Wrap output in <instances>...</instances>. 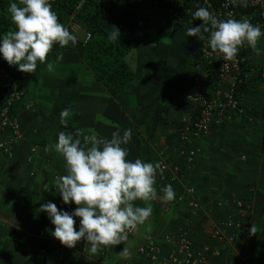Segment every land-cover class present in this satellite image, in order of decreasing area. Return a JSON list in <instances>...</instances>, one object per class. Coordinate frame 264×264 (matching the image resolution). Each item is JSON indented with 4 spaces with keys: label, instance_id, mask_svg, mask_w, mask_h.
<instances>
[{
    "label": "crops",
    "instance_id": "crops-1",
    "mask_svg": "<svg viewBox=\"0 0 264 264\" xmlns=\"http://www.w3.org/2000/svg\"><path fill=\"white\" fill-rule=\"evenodd\" d=\"M122 1L90 44L80 33L75 45H55L48 56L53 69L38 62L35 73L23 80L25 95L12 107L22 138L11 155L0 151V264H156L137 247L153 240L167 254L175 242L166 237L182 233L207 264H264V36L257 45L259 55L246 47L247 84L239 91L245 113L212 125L195 143L199 152L192 165L177 152H166L170 165L184 176H156L157 199L150 201L153 212L145 225L97 254H88L83 241L68 248L51 236L54 226L39 208L47 202L58 207L62 201L52 187L65 174L64 161L54 150L45 151L61 131L82 129L110 139L118 129L121 135L131 129L124 145L127 158L154 164L164 145L173 149L179 144L188 112L182 96L190 78L199 74L193 67L199 35L187 36L189 27L152 0ZM113 26L120 32L115 42L108 39ZM28 102L32 110L26 109ZM66 108L72 111L67 127L60 124ZM31 148L35 154L28 162ZM169 184L175 198L164 202L161 190ZM190 199L198 201L195 211L187 205ZM253 224L257 233L250 235ZM123 249L127 257L121 255Z\"/></svg>",
    "mask_w": 264,
    "mask_h": 264
},
{
    "label": "clouds",
    "instance_id": "clouds-1",
    "mask_svg": "<svg viewBox=\"0 0 264 264\" xmlns=\"http://www.w3.org/2000/svg\"><path fill=\"white\" fill-rule=\"evenodd\" d=\"M239 3L246 6V0H239ZM8 13L14 29L0 37V54L9 66H16L22 73H35L38 62L46 63L51 71L53 63L48 62V56L54 46L64 48L77 42L76 36L59 22L50 0H18L10 3ZM193 20L202 23L188 28L187 36L208 33L204 50L210 49L208 54L222 56L225 67L227 62L236 59L241 48L248 47L260 54L257 45L264 31L246 17L219 19L208 7H198ZM113 29L108 39L115 42L120 40V32L115 26ZM62 59V55L57 56V60ZM71 115L70 108L62 110L60 124L67 127ZM131 136V129L124 130L123 135L118 129L110 139L85 134L82 129L74 134L61 131L55 143L45 147V151L54 150L64 161L65 174L54 181L56 192L65 205H76L72 212L63 211L52 202L39 208L54 226L51 236L62 246L75 248L83 241L88 254H97L101 247L122 244L129 231L145 225L152 215L150 201L157 199V170L162 174L163 169L159 163L127 158L129 152L124 145L129 143ZM161 191L164 202L175 198L170 184ZM136 201L144 202L145 206L136 205ZM76 218H79L78 230ZM256 233L253 224L250 235ZM121 255L127 257V249H123Z\"/></svg>",
    "mask_w": 264,
    "mask_h": 264
},
{
    "label": "built area",
    "instance_id": "built-area-1",
    "mask_svg": "<svg viewBox=\"0 0 264 264\" xmlns=\"http://www.w3.org/2000/svg\"><path fill=\"white\" fill-rule=\"evenodd\" d=\"M155 4L159 0H153ZM169 0L170 5L165 9L168 14L174 16L183 22L187 27H195L202 23L199 20H193V13L198 7H208L219 19L228 18H247L253 25H259L264 31V0H246L247 9L239 7V0L231 3L230 0H189L185 5L182 0ZM208 33L199 34V47L193 59V67L199 74L193 76L190 80V86L184 92L182 99L188 107V112L183 117V127L179 135V144L171 149L169 145H164L159 163L163 169L162 174L157 170V176L163 178V175L169 172L170 180H179L184 175L181 169L175 165H170L165 154L168 151L177 152L187 165H192L199 152L195 145L205 135L208 134L212 125L220 124L225 117L234 118L245 113V109L239 99V91L242 85L247 82V73L243 68L246 62L245 54L238 53L236 59L231 62H225L222 56L208 54L207 48ZM89 38V34L86 35ZM216 59L215 61L213 59ZM217 66V73L214 75L212 65ZM0 151L6 155H11L13 147L21 140L22 133L19 121L12 115V107L16 101H19L24 91L19 85L17 75L0 61ZM264 80V71L260 74ZM26 109L32 110V104L26 103ZM35 148L30 149L27 161L31 162ZM30 172V174H32ZM55 190V187H52ZM188 193H193V187H187ZM191 211H195L199 204L196 199L187 201ZM76 205L70 203L65 205L63 201L58 203V208L63 211L72 212ZM239 216L244 215V208L239 205ZM79 218H76V220ZM240 222H236L239 225ZM134 230L128 232L127 236ZM42 235L43 232H40ZM167 240L175 242L174 248L167 254H162L160 247L149 240L137 247V251L146 257L149 261L156 264H207L203 254L194 251L191 240L185 233L180 235H168ZM64 249V248H61Z\"/></svg>",
    "mask_w": 264,
    "mask_h": 264
},
{
    "label": "trees",
    "instance_id": "trees-1",
    "mask_svg": "<svg viewBox=\"0 0 264 264\" xmlns=\"http://www.w3.org/2000/svg\"><path fill=\"white\" fill-rule=\"evenodd\" d=\"M12 1L18 2V0H0V14H3L4 12L3 9H5L7 4L12 3ZM182 1L183 4L185 5L189 2V0H182ZM121 2L123 1L122 0H50V3L52 4V10L56 13L59 22L65 25V22L68 20L67 17H69V15L72 14L73 12H76L78 14L77 18L75 19L77 24L81 23L85 27L88 26L90 28L89 29L90 38L85 43V45L91 43L92 34L95 33L97 30H99L100 25L106 19V16L109 14L110 10L112 9L113 12L116 9L115 5H118ZM174 2L176 3V0ZM156 5H158L165 11V9L170 5V2L169 0H159V2ZM239 7L243 9H247V7L241 5L240 3H239ZM2 16L4 17V15ZM3 30L4 29L0 27L1 33H3ZM247 51L248 49L244 47L240 49L239 53L245 54ZM213 60L215 61L216 59L214 58ZM211 72L214 75H216L217 73V66L214 65V63L212 65ZM246 84L247 83H244L242 85V88ZM187 90L188 89H186V91ZM263 144H264V138H263Z\"/></svg>",
    "mask_w": 264,
    "mask_h": 264
},
{
    "label": "rangeland",
    "instance_id": "rangeland-1",
    "mask_svg": "<svg viewBox=\"0 0 264 264\" xmlns=\"http://www.w3.org/2000/svg\"><path fill=\"white\" fill-rule=\"evenodd\" d=\"M12 3H13V1H12ZM121 3H125V2H121ZM9 5L10 4H7L5 9H3V11H4L3 14L0 15V27H2L4 29L3 33H2L3 35L6 34L9 30H13L14 29V25L11 23L10 15L8 13ZM119 5L120 4H118L117 7H120ZM119 9H121V8H119ZM109 13H112V9L110 10ZM2 15H4V17ZM77 15L78 14L76 12H73L72 14H70L69 17H67L68 20L65 22V25L70 30V32H72L73 35H75L77 37H81L80 33H83L84 34V39H86V35L89 33V29L90 28L88 26L85 27L81 23L77 24V22L75 21V19L77 18ZM1 17H3V18H1ZM77 42H79V41H77ZM1 61L5 65H7L8 68L11 69L17 75V79L19 81V85L23 89V80L27 76V73H22V72L18 71L16 66H9V64L4 59H2ZM23 91H24V94H23V96H24L25 95V90L23 89Z\"/></svg>",
    "mask_w": 264,
    "mask_h": 264
}]
</instances>
